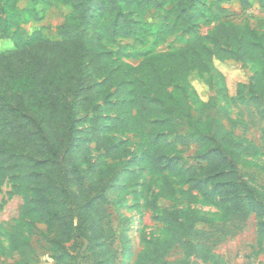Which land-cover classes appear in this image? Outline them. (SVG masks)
<instances>
[{"label":"trees","instance_id":"trees-1","mask_svg":"<svg viewBox=\"0 0 264 264\" xmlns=\"http://www.w3.org/2000/svg\"><path fill=\"white\" fill-rule=\"evenodd\" d=\"M18 1L0 0V38L13 43L0 53V191L9 184L8 197L20 196L23 205L0 256L11 258L24 249L33 253L30 241L37 232L52 250L54 264L66 263L63 246L77 240L99 264H113L117 236L122 248L127 237L123 226L119 233L111 226L108 196L136 188L144 170L148 182L161 180L156 184L160 199L190 203L196 196L218 197L228 216L221 231L230 236L239 231L255 192L237 181L229 158L237 150L249 155L256 149L226 128V112L213 116L210 102L191 108L179 86L193 72H212L214 60L259 67L250 84L240 87L238 99L256 109L262 124L258 150L264 154V19L255 28L225 20L223 6L234 0H30L31 8L24 11ZM236 1L242 10L251 6L250 0ZM57 3L72 12L54 28L55 39L41 31L21 32L22 24L40 21ZM258 8L264 13V0ZM159 10L168 23L157 36L183 33L188 36L183 48L146 53L135 66L124 62L125 48L114 52L110 46L140 39L141 31L144 44L148 29L140 24L146 13ZM200 22L211 27L206 36L197 34ZM81 113L87 124L79 130ZM128 135L139 139L140 159L118 138ZM90 144L104 160L92 162ZM192 147L196 166L178 164L180 152ZM172 175L175 180H166ZM147 191L145 186L142 195ZM143 207L158 212L147 195ZM164 223L170 239L149 241L142 264H172L167 258L176 246L199 253L214 227L196 215L183 221L170 213ZM40 225L45 232H39Z\"/></svg>","mask_w":264,"mask_h":264},{"label":"rangeland","instance_id":"rangeland-1","mask_svg":"<svg viewBox=\"0 0 264 264\" xmlns=\"http://www.w3.org/2000/svg\"><path fill=\"white\" fill-rule=\"evenodd\" d=\"M259 0H250L251 6L247 10H242L239 3L234 0L225 4L223 7L228 10L225 20L233 22L240 26H250L255 28L258 19H264V13L258 8ZM19 10H29L31 8L30 0H19ZM38 7V11L41 10ZM72 10L61 4H54L46 8L40 21H32L22 24L20 30L26 36H31L34 32L41 31L46 38L55 39L54 28L61 25L71 14ZM168 23L163 19V11H150L146 13L141 28L148 29L145 35L143 31L138 37L121 40L115 46H110L115 52L118 48H125V54L122 60L130 65H137L146 53H160L165 51H175L183 48L184 40L188 36L183 33H164L157 36L161 31L163 24ZM211 27L200 25L197 34L206 36ZM13 43L10 39L0 38V53L11 50ZM214 70L210 73L199 74L191 73L186 80L185 85H180L182 90L186 91V98L189 106L193 109L199 108L202 104L211 103L214 109L211 114L220 117L226 112V118H222L228 130L232 131L235 139L243 141V144L250 143L256 151L252 154L244 155L239 150L238 155L229 158V165L236 174L238 182L244 183L249 189L254 190L253 200L251 201L252 211L239 231L234 235H227L224 230L228 223V216L219 202L218 197L196 198L186 203L180 199L163 200L157 197V183L161 180L153 177L149 181L150 175L144 170L138 186L134 189L113 190L109 198L108 211L111 215L110 223L112 228L123 226L127 237L126 247L122 248L118 241V236L114 244V250L117 255L113 264H142L147 244L152 240H169L171 233L167 230L164 219L166 214H176L180 220H188L190 216L206 217L213 223L212 231L206 246L200 249L199 253L187 250V245L179 249L173 247L167 258L172 264H264V154L258 150L261 145L260 131L262 124L256 116V109L253 106L245 107L241 105L239 98L240 87H247L255 72L259 67L250 64H241L232 61L220 62L214 60ZM246 89L243 94H246ZM79 130L84 129L87 124V116L80 114ZM231 124H230V123ZM125 145L134 152V156L140 159L141 152L138 149L139 139L128 135L118 137ZM90 156L92 162L95 160H104L103 153L97 151L93 144H90ZM175 154L172 155L174 157ZM178 164L187 167L196 166L197 156L195 149L183 150L178 156ZM130 159L125 161L128 165ZM108 162V161H106ZM109 164V163H108ZM139 166L136 168L140 170ZM140 172V171H139ZM166 180H175L174 176L166 177ZM142 185V187L140 186ZM148 186V191L142 195L141 191ZM184 185H179L182 188ZM184 188V187H183ZM212 190V186L208 187ZM10 185L5 184L0 191V226L4 232L0 235L1 244L6 245V236L10 229L18 222L23 200L20 196L9 198L8 192ZM149 200L155 199L158 212L153 213L144 208V197ZM198 229L209 231L205 225H198ZM232 228V227H231ZM39 232H45L44 226H38ZM230 229V228H228ZM229 234V233H228ZM195 243V242H194ZM33 253L27 249L24 252L14 253L11 258L1 257L0 264H22L23 259L30 261V264H54L53 252L48 244L35 232L30 241ZM87 244L84 241L77 240L65 244L63 247L68 252L66 263L64 264H99L95 256L86 252ZM63 264V263H62Z\"/></svg>","mask_w":264,"mask_h":264}]
</instances>
